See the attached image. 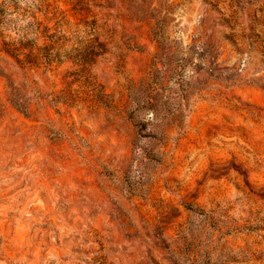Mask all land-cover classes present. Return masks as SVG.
I'll return each mask as SVG.
<instances>
[{"label": "rangeland", "instance_id": "obj_1", "mask_svg": "<svg viewBox=\"0 0 264 264\" xmlns=\"http://www.w3.org/2000/svg\"><path fill=\"white\" fill-rule=\"evenodd\" d=\"M0 264H264V0H0Z\"/></svg>", "mask_w": 264, "mask_h": 264}]
</instances>
